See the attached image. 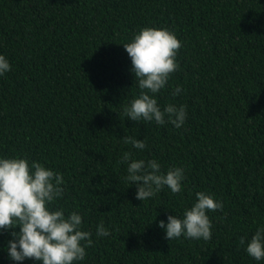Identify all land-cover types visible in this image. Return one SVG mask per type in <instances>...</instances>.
Here are the masks:
<instances>
[{
	"label": "trees",
	"instance_id": "1",
	"mask_svg": "<svg viewBox=\"0 0 264 264\" xmlns=\"http://www.w3.org/2000/svg\"><path fill=\"white\" fill-rule=\"evenodd\" d=\"M145 26L181 43L158 93L161 106H186L179 129L122 111L139 91L122 44ZM0 53L11 65L0 76V155L62 173L54 206L78 211L93 239L76 264H264L239 243L264 224V0H0ZM125 151L161 171L183 167L182 190L135 199ZM197 191L223 205L207 213L211 238L166 240L158 221ZM101 221L109 237L95 236ZM10 231L0 232V264H40L8 258Z\"/></svg>",
	"mask_w": 264,
	"mask_h": 264
},
{
	"label": "clouds",
	"instance_id": "2",
	"mask_svg": "<svg viewBox=\"0 0 264 264\" xmlns=\"http://www.w3.org/2000/svg\"><path fill=\"white\" fill-rule=\"evenodd\" d=\"M122 45L130 58V71L139 89L123 105L124 116L136 122H154L158 126L167 123L181 128L187 117L186 106L158 103V93L179 66L176 56L181 43L175 33L163 27L145 26ZM10 69L8 58L0 53V76ZM181 92V86H172V96ZM121 139L137 150L146 147L144 140L136 136L125 135ZM130 157L131 153L125 151L120 159L127 165L125 179L136 186L135 199L153 198L164 188L172 194L182 190L183 167L173 165L161 171L155 159ZM64 185L62 173L37 160L0 155V232L11 230L6 243L11 261L32 259L40 264H76L85 259L86 249L93 244V239L92 233L83 229L82 215L78 211L66 214L63 208L54 206L63 195ZM222 207V202L211 193L197 191L190 207H185L179 216L167 215L166 222L160 220L157 226L168 241L181 237L206 241L211 238V220L207 213L222 210ZM110 234L103 221L96 225L97 238ZM239 243L253 260H264V224L257 225L250 235L241 236Z\"/></svg>",
	"mask_w": 264,
	"mask_h": 264
}]
</instances>
